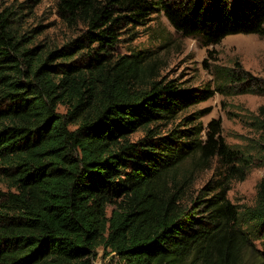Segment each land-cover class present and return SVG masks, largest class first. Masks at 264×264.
<instances>
[{"label":"trees","instance_id":"obj_1","mask_svg":"<svg viewBox=\"0 0 264 264\" xmlns=\"http://www.w3.org/2000/svg\"><path fill=\"white\" fill-rule=\"evenodd\" d=\"M55 1L83 27L60 48L33 45L0 5V264H94L100 248L118 264H264V177L253 207L228 197L230 180L264 164V144L253 159L231 149L220 120L205 128L190 112L212 90L160 79L150 51L120 49L159 14L207 46L264 38V0ZM218 158L228 176L189 198L182 166Z\"/></svg>","mask_w":264,"mask_h":264},{"label":"rangeland","instance_id":"obj_2","mask_svg":"<svg viewBox=\"0 0 264 264\" xmlns=\"http://www.w3.org/2000/svg\"><path fill=\"white\" fill-rule=\"evenodd\" d=\"M1 6H13L21 17V34L31 38L33 45L56 48L64 46L82 32V26L71 27L57 13L55 0H0ZM120 49L148 50L158 62L160 79L175 80L183 88L199 93L212 90L214 96L191 108V114L201 115L197 123L208 128L216 120L222 122L221 136L228 146L247 159L260 157L264 144L260 123L264 120V93H241L247 84L230 81L226 75L238 72L253 84L264 87V38L258 35H234L220 44L207 46L200 39L186 38L169 20L159 14L147 26L137 27L124 36ZM65 112V108L61 107ZM142 136L138 133L136 138ZM229 170L220 159L207 165L187 161L180 169L179 179L190 177L188 197L197 195L207 184L225 180ZM264 177V164L255 161L244 179L230 180L229 199L241 212L257 202L258 187ZM258 246L260 243L257 242ZM94 264H118L105 257L99 249Z\"/></svg>","mask_w":264,"mask_h":264},{"label":"built area","instance_id":"obj_3","mask_svg":"<svg viewBox=\"0 0 264 264\" xmlns=\"http://www.w3.org/2000/svg\"><path fill=\"white\" fill-rule=\"evenodd\" d=\"M95 262V261H94Z\"/></svg>","mask_w":264,"mask_h":264}]
</instances>
